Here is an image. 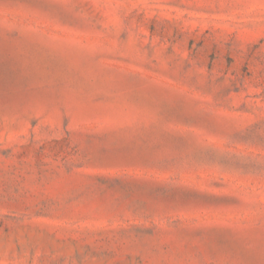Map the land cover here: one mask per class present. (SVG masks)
<instances>
[{
    "label": "rangeland",
    "instance_id": "374dc122",
    "mask_svg": "<svg viewBox=\"0 0 264 264\" xmlns=\"http://www.w3.org/2000/svg\"><path fill=\"white\" fill-rule=\"evenodd\" d=\"M0 264H264V0H0Z\"/></svg>",
    "mask_w": 264,
    "mask_h": 264
}]
</instances>
